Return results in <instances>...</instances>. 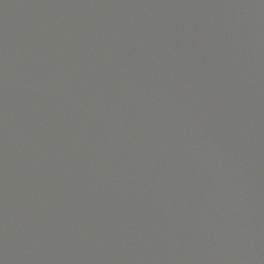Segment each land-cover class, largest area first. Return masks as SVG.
I'll use <instances>...</instances> for the list:
<instances>
[{
  "label": "water",
  "instance_id": "95a60500",
  "mask_svg": "<svg viewBox=\"0 0 264 264\" xmlns=\"http://www.w3.org/2000/svg\"><path fill=\"white\" fill-rule=\"evenodd\" d=\"M0 264H264V0H0Z\"/></svg>",
  "mask_w": 264,
  "mask_h": 264
}]
</instances>
